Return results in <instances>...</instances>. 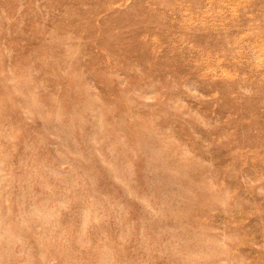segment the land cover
Wrapping results in <instances>:
<instances>
[{"label": "rangeland", "instance_id": "rangeland-1", "mask_svg": "<svg viewBox=\"0 0 264 264\" xmlns=\"http://www.w3.org/2000/svg\"><path fill=\"white\" fill-rule=\"evenodd\" d=\"M0 264H264V0H0Z\"/></svg>", "mask_w": 264, "mask_h": 264}]
</instances>
